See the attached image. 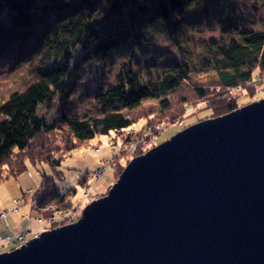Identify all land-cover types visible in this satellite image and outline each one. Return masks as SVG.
<instances>
[{"label": "trees", "instance_id": "trees-1", "mask_svg": "<svg viewBox=\"0 0 264 264\" xmlns=\"http://www.w3.org/2000/svg\"><path fill=\"white\" fill-rule=\"evenodd\" d=\"M210 1L0 0V59L17 61L34 47L38 52L44 49L41 54L48 60L56 58L0 104V180L22 172L27 157L59 166L73 148L95 136L119 133L141 118L147 120L142 130L149 126L154 131L160 123L182 122L192 107L216 118L245 106L238 100L252 97L264 77V27L247 29L235 15L220 13L227 41L210 39L188 47L184 33H201V21L194 22L195 17L209 25ZM194 7L201 12L189 14ZM161 37L179 58L160 63L156 39ZM120 49L130 55L114 74V83L98 75L100 84L81 98L93 105L77 110L69 91L81 67L105 61ZM252 80L254 89L246 85ZM185 86L191 95L178 96L177 108L171 96ZM54 103L56 118L46 122L39 107L47 109ZM52 133L61 137V146L42 156L31 145ZM67 195L47 185V190L33 194L32 204L36 209L56 204L58 210H65L71 204Z\"/></svg>", "mask_w": 264, "mask_h": 264}, {"label": "water", "instance_id": "water-1", "mask_svg": "<svg viewBox=\"0 0 264 264\" xmlns=\"http://www.w3.org/2000/svg\"><path fill=\"white\" fill-rule=\"evenodd\" d=\"M0 264H264V99L133 158L79 220Z\"/></svg>", "mask_w": 264, "mask_h": 264}, {"label": "rangeland", "instance_id": "rangeland-1", "mask_svg": "<svg viewBox=\"0 0 264 264\" xmlns=\"http://www.w3.org/2000/svg\"><path fill=\"white\" fill-rule=\"evenodd\" d=\"M206 9L209 25L205 26V21L201 17L194 16V22H197L198 19L201 21L202 26L198 27L201 33L189 30L184 33L187 39L185 45L188 47L189 44L205 43L210 39L227 41L228 36L219 22L220 13L235 15L236 20L247 29H262L264 27V0L258 2L253 0H213L207 4ZM197 12L200 13L201 8L194 7L189 10V14L192 15L198 14ZM156 49L157 55H160V63L168 59L179 58L176 50L165 37L156 39ZM43 50L38 52V49L34 47L31 53L27 52L17 61L0 59V104L12 92L24 89L36 79L38 71L49 67L52 60L56 59L55 56H52L48 60L47 56L41 54ZM129 55V51L125 52L124 49H120L105 61H93L86 64L88 66L81 67L79 78L74 83V89L69 91V99L77 110L84 111L93 105L86 101L81 102V98L84 93H89L100 84V82H96L97 76L102 75L103 81L114 83V74L127 61ZM256 73L254 72L253 76H256ZM250 84L254 89L253 80ZM191 92L190 88L185 86L179 93L171 96L177 108L179 105V102H176L178 96L189 98ZM261 99H264V83L254 89L252 97L242 96L238 102L240 105H247L249 102L253 103ZM45 107V105H41L39 112L41 116H45L46 122H50L56 118L55 103L47 109ZM200 107L202 109L203 106L200 105ZM209 114L208 111L204 114L203 112L199 113L196 108L192 107L187 110L186 118L181 119L182 122L172 125L160 123V126L154 128V131L149 126L142 130L147 120L141 118L119 133L111 131L107 135L95 136L84 144L73 148L63 157L60 165L55 167L39 157L35 160L29 157L25 158V168L22 172L15 177L9 176L0 180V213L5 214L0 219V230L6 228L10 231V228L13 230L21 228L26 232L27 239L16 241V238H13L14 235H0L4 240L0 244V253L19 248L50 228L56 229L69 225L72 221L76 222L89 203L107 195L133 158L144 155L177 132L211 119ZM60 141L61 137L52 133L37 138L31 146L36 152H42V156H45L56 145L61 146ZM80 179L83 181L82 184L79 183ZM47 185H52L58 192H66L68 194L67 201L71 203L70 207L58 210L56 204H51L38 209L34 208L33 194L41 192L43 189L47 190ZM48 212L51 214L46 215ZM51 219L56 223L53 224L54 226L48 227Z\"/></svg>", "mask_w": 264, "mask_h": 264}, {"label": "built area", "instance_id": "built-area-1", "mask_svg": "<svg viewBox=\"0 0 264 264\" xmlns=\"http://www.w3.org/2000/svg\"><path fill=\"white\" fill-rule=\"evenodd\" d=\"M264 83V78H262V81H261V84H258V85H262ZM248 84H250V82L248 83ZM254 84V83H253ZM255 86H256V83L254 84ZM1 215H0V219H2L4 216H5V214L4 213H0ZM2 217V218H1ZM53 220H55V218H53ZM58 222V221H57ZM54 223H56V222H52V219L49 221V224L47 225L48 227H52V226H54L53 224ZM13 238H16V241H23L24 240V238H23V234L22 233H17V235L16 234H14V236H13ZM8 239V238H7ZM4 240L0 237V244L3 242ZM9 241V240H8ZM14 241V240H13ZM16 243V242H15Z\"/></svg>", "mask_w": 264, "mask_h": 264}, {"label": "crops", "instance_id": "crops-1", "mask_svg": "<svg viewBox=\"0 0 264 264\" xmlns=\"http://www.w3.org/2000/svg\"><path fill=\"white\" fill-rule=\"evenodd\" d=\"M7 217V216H6ZM18 223V222H17ZM18 230H13V229H11L10 228V231L9 230H6V228H3V229H1L0 230V235H7V236H11V235H14V234H16V233H18L19 231H22L23 229H19V228H17ZM30 229V228H29Z\"/></svg>", "mask_w": 264, "mask_h": 264}, {"label": "bare ground", "instance_id": "bare-ground-1", "mask_svg": "<svg viewBox=\"0 0 264 264\" xmlns=\"http://www.w3.org/2000/svg\"><path fill=\"white\" fill-rule=\"evenodd\" d=\"M72 223H74L73 221H72ZM53 228H50L48 231H50V230H52ZM18 233H22L23 234V238L24 239H27V234H26V232L25 231H19ZM7 246V245H6ZM9 247V246H8ZM14 249H16V248H13L12 250H14ZM11 251V250H10Z\"/></svg>", "mask_w": 264, "mask_h": 264}]
</instances>
